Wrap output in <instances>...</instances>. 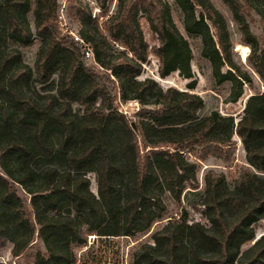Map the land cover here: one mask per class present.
Wrapping results in <instances>:
<instances>
[{
	"label": "trees",
	"instance_id": "trees-1",
	"mask_svg": "<svg viewBox=\"0 0 264 264\" xmlns=\"http://www.w3.org/2000/svg\"><path fill=\"white\" fill-rule=\"evenodd\" d=\"M96 1L107 15L108 0ZM223 1L240 43L250 47L248 62L264 79V43L248 21L249 2ZM174 2L188 33L202 37L201 55L214 77L231 81V100H238L254 78L235 58L228 20L211 0ZM71 8L95 62L118 81L121 99L151 108L138 122L116 108L112 92L87 66L83 46L63 35L59 0H0V238L13 242L12 255H22L38 232L45 250L38 249L33 264H75V246L87 244L89 235L149 232L168 217L169 197L182 205L188 189L200 188L197 159H230L237 134L249 166L233 188L224 173L205 175L202 198L192 207L207 223L191 220L184 206L153 232L152 243L133 252L132 264H264V234L256 238L264 220V104L237 122L218 110L201 117L205 102L193 86L164 88L152 77L139 78L150 50L164 74L176 54L170 36L184 44L168 0H118L103 21L82 0H72ZM142 17L157 39L152 48ZM36 37L41 44L30 66L21 49ZM185 76L192 77L190 68ZM196 146L201 154L193 160ZM19 185L30 195L29 207Z\"/></svg>",
	"mask_w": 264,
	"mask_h": 264
},
{
	"label": "rangeland",
	"instance_id": "rangeland-1",
	"mask_svg": "<svg viewBox=\"0 0 264 264\" xmlns=\"http://www.w3.org/2000/svg\"><path fill=\"white\" fill-rule=\"evenodd\" d=\"M72 0H59V25L63 35L70 36L71 39L78 41L85 51L84 59L90 68L99 75L100 79L112 92L115 99L116 108L123 112L130 120L139 121L141 114L150 109L149 106L142 105L139 101L121 99L118 81L111 74L99 66L95 62L93 50L89 44L80 36L82 26L79 19L74 16L71 11ZM90 6L93 16L100 15L101 21L107 18L117 10L118 0H108L107 15L99 6L96 0H82ZM171 3L172 15L176 25L184 36V44L180 46L175 38L170 36L169 42L175 47L176 54L173 63L166 69L164 74L160 73L159 57L150 50L147 62L143 66V71L139 78L146 77L154 78L161 86L167 88L174 86L180 90H187L189 86H193L194 92L198 93L204 99L205 106L199 111L201 117L210 114L212 111L218 110L223 115L233 116L234 121L240 120L246 113L255 112L257 105L264 104V79L254 72L250 63L247 60V55L250 47L240 43L241 33L237 28L236 22L233 19L232 11L224 3L223 0H211L215 7L220 10L229 23L232 40L235 44V58L241 62L244 67L248 68L253 73L254 81L251 84H245L244 92L238 100H231V81L218 82L213 75V69L209 59L201 55L202 37L198 34L190 35L184 24V15L181 9L175 4L174 0H168ZM250 4L248 21L252 31L261 38L264 43V0H243ZM30 27L35 32V23L33 13L27 16ZM145 37L150 44V48L157 43V39L153 36L149 24L145 17L141 19ZM41 41L36 37L35 43L29 47H23V60L26 64L34 66L36 55L40 47ZM243 46L248 47V53L245 55ZM90 48V54L87 50ZM191 69L192 77H186L185 72ZM41 87V86H39ZM80 106L75 105L78 109ZM237 141L234 147L233 154L230 159H221L215 156H208L206 159L198 160L197 157L201 154L200 147L196 146L190 149L189 156L191 159L198 161V180L200 188L196 191L187 190L183 195V203L174 202L170 197L167 199L169 211L167 218L156 222L151 230L147 233H139L135 236H105L93 234L88 236V242L85 245L75 246L77 260L75 264H132L133 252L143 243H152V234L154 231L161 229L166 221L172 217H177L181 214L185 206L190 211L191 220H201L207 223V220L202 216L200 210H195L192 207L193 203L199 202L202 198V193L205 187V175L208 171L213 170L214 173H224L228 185L233 188L236 178L240 175L244 168L249 166L246 157V150L237 134L234 135ZM141 147L143 143L140 142ZM0 171L3 169L0 164ZM91 179V189L96 194L98 193V184L96 174L91 172L88 174ZM19 195L24 199L25 205L29 207L30 195H28L25 186H17ZM264 234V220L257 223L256 238ZM253 243V242H251ZM250 244V243H249ZM249 244L243 246L246 249ZM13 242L7 236L0 238V261L8 264H33L34 256L38 249L45 250L43 241L38 237V232L35 234L34 241L20 256L12 255Z\"/></svg>",
	"mask_w": 264,
	"mask_h": 264
},
{
	"label": "bare ground",
	"instance_id": "bare-ground-1",
	"mask_svg": "<svg viewBox=\"0 0 264 264\" xmlns=\"http://www.w3.org/2000/svg\"><path fill=\"white\" fill-rule=\"evenodd\" d=\"M243 49H244L245 55H247V53H248V47L243 46Z\"/></svg>",
	"mask_w": 264,
	"mask_h": 264
},
{
	"label": "built area",
	"instance_id": "built-area-1",
	"mask_svg": "<svg viewBox=\"0 0 264 264\" xmlns=\"http://www.w3.org/2000/svg\"><path fill=\"white\" fill-rule=\"evenodd\" d=\"M89 50H90V48L86 51L88 55L90 54V51Z\"/></svg>",
	"mask_w": 264,
	"mask_h": 264
},
{
	"label": "water",
	"instance_id": "water-1",
	"mask_svg": "<svg viewBox=\"0 0 264 264\" xmlns=\"http://www.w3.org/2000/svg\"><path fill=\"white\" fill-rule=\"evenodd\" d=\"M133 127L136 128L135 122H133ZM253 243H254V241H253Z\"/></svg>",
	"mask_w": 264,
	"mask_h": 264
}]
</instances>
